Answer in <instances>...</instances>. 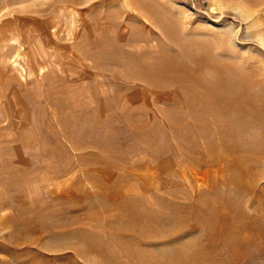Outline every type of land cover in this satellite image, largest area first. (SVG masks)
Here are the masks:
<instances>
[{
    "label": "rangeland",
    "instance_id": "1",
    "mask_svg": "<svg viewBox=\"0 0 264 264\" xmlns=\"http://www.w3.org/2000/svg\"><path fill=\"white\" fill-rule=\"evenodd\" d=\"M0 264H264V0H0Z\"/></svg>",
    "mask_w": 264,
    "mask_h": 264
},
{
    "label": "bare ground",
    "instance_id": "2",
    "mask_svg": "<svg viewBox=\"0 0 264 264\" xmlns=\"http://www.w3.org/2000/svg\"><path fill=\"white\" fill-rule=\"evenodd\" d=\"M219 7H221V5Z\"/></svg>",
    "mask_w": 264,
    "mask_h": 264
}]
</instances>
